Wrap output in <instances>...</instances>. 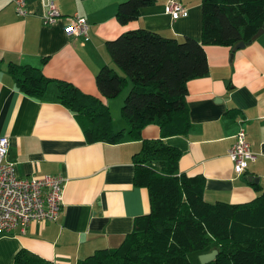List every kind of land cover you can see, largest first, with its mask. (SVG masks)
Instances as JSON below:
<instances>
[{
    "label": "crops",
    "instance_id": "1",
    "mask_svg": "<svg viewBox=\"0 0 264 264\" xmlns=\"http://www.w3.org/2000/svg\"><path fill=\"white\" fill-rule=\"evenodd\" d=\"M50 1L61 17L46 26L43 0H24L27 14L22 17L14 0H0V137L8 139L7 160L18 178L64 179L62 207L55 222H32L23 234L0 235V264H13L22 249L54 264H76L98 250L118 247L135 219L150 212L147 189L133 185L132 157L141 142L126 138L118 144L87 143L73 114L58 102L54 84L43 100H34L14 86L7 65H28L49 79L72 84L102 101L114 132L127 131L120 110L130 81L113 99L103 98L95 84L105 66L123 76L105 43L137 29L180 41L201 38L200 0H178L187 12L178 19L165 12L169 0H156L126 25L116 19L119 4L126 0ZM75 14L88 22L87 40L65 31L67 18ZM204 51L208 73L187 83L190 129L165 143L182 153L181 173L205 178V202L248 203L264 191V33L235 52L221 46H205ZM240 125L256 159L236 176L228 150ZM141 135L158 139L159 128L148 125Z\"/></svg>",
    "mask_w": 264,
    "mask_h": 264
},
{
    "label": "trees",
    "instance_id": "2",
    "mask_svg": "<svg viewBox=\"0 0 264 264\" xmlns=\"http://www.w3.org/2000/svg\"><path fill=\"white\" fill-rule=\"evenodd\" d=\"M155 2L126 0L119 4L116 19L126 25ZM200 7V41L137 29L105 43L123 76L105 66L96 74L95 84L103 98L113 99L130 81L120 110L127 131L114 132L102 101L72 84L49 79L28 65H7L14 86L34 100H43L54 84L58 102L73 114L87 143L118 144L126 138L141 142L132 157L133 185L147 189L149 214L135 219L118 247L98 250L76 264H192L190 254L197 257L212 250L217 256L209 264H264V191L248 203H207L205 178L181 173L182 153L165 143L166 138L185 136L190 129L187 83L208 73L204 47L249 44L264 23V0H200ZM148 125L159 128L158 139H142ZM255 189L260 191L259 186ZM13 264L54 263L22 249Z\"/></svg>",
    "mask_w": 264,
    "mask_h": 264
},
{
    "label": "built area",
    "instance_id": "3",
    "mask_svg": "<svg viewBox=\"0 0 264 264\" xmlns=\"http://www.w3.org/2000/svg\"><path fill=\"white\" fill-rule=\"evenodd\" d=\"M46 12L42 23L53 25L61 17L52 1L43 0ZM18 16H25L24 0H14ZM165 12L178 19L186 15V9L178 0H169ZM66 33L87 40L88 22L75 14L67 18ZM8 139L0 137V235L19 231L23 234L32 222H55L61 212L64 179L58 176H41L29 179L18 178L14 164L7 160ZM228 158L233 165V172L241 176L249 162L256 159L240 125L234 136V142L228 150Z\"/></svg>",
    "mask_w": 264,
    "mask_h": 264
},
{
    "label": "water",
    "instance_id": "4",
    "mask_svg": "<svg viewBox=\"0 0 264 264\" xmlns=\"http://www.w3.org/2000/svg\"><path fill=\"white\" fill-rule=\"evenodd\" d=\"M264 33V23L262 24V26L257 30V32L252 36L251 38V42L255 41L256 39H258L262 34ZM245 47V44L243 42H239L237 44H235L232 48V51L235 52L237 50L243 49ZM248 182H254L257 183L258 179L257 178H253V177H246ZM217 256V251L216 250H212L209 253H205V254H201L199 255V264H209L212 261L215 260Z\"/></svg>",
    "mask_w": 264,
    "mask_h": 264
},
{
    "label": "rangeland",
    "instance_id": "5",
    "mask_svg": "<svg viewBox=\"0 0 264 264\" xmlns=\"http://www.w3.org/2000/svg\"><path fill=\"white\" fill-rule=\"evenodd\" d=\"M121 115V114H120ZM120 119H122V117H120ZM123 121V119H122ZM120 123V122H119ZM125 123V122H124ZM115 126H116V123H115ZM199 256L196 257V254L192 253L189 255V259L190 261L192 262V264H199Z\"/></svg>",
    "mask_w": 264,
    "mask_h": 264
}]
</instances>
